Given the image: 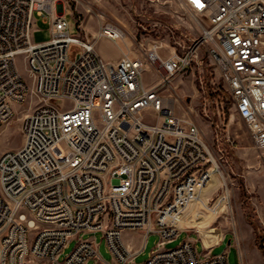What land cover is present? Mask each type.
<instances>
[{"label":"built area","instance_id":"1","mask_svg":"<svg viewBox=\"0 0 264 264\" xmlns=\"http://www.w3.org/2000/svg\"><path fill=\"white\" fill-rule=\"evenodd\" d=\"M179 1L207 20L195 44L165 53L153 40L142 54L112 61L94 40L71 32L66 0H0V125L16 104L30 106L22 144L0 154V264L91 257L97 264L99 242L83 233L98 230L113 255L108 264H231L227 249L200 251L188 238L166 246L179 235L188 202L222 166L199 124L177 115L179 99L165 90L205 44L252 146L264 150V0ZM36 16L50 23V38L35 40ZM101 27L114 40L126 34L114 21ZM126 228L160 236L142 263L134 259L143 245L130 248Z\"/></svg>","mask_w":264,"mask_h":264},{"label":"rangeland","instance_id":"2","mask_svg":"<svg viewBox=\"0 0 264 264\" xmlns=\"http://www.w3.org/2000/svg\"><path fill=\"white\" fill-rule=\"evenodd\" d=\"M69 4L68 17L73 34H81L95 41L98 51L106 58L119 59L125 52L142 54L153 40L163 43L164 52L182 51L195 44L203 35L205 17L184 7L179 0H66ZM78 20H76V18ZM33 31L36 41L51 37L50 23L41 16ZM114 21L123 27L125 36L114 40L102 33L101 25ZM78 23V24H77ZM206 45L198 49V60L184 74L175 76L171 89L166 93L177 96L175 112L181 117L193 119L199 124L205 138L212 144L221 163L222 172H212L199 188L198 195L186 205L181 225L204 229L213 227L214 236H204L206 242H219L224 236L217 232L228 230V223L240 218L254 222L258 236H235L231 231L213 249V253L229 252L231 264H264V150L252 146L246 123L235 111L233 97L219 68L210 58ZM18 55L21 71L28 78ZM147 84L156 81L151 69L144 72ZM32 102L36 100L31 97ZM71 103V99H61ZM21 109V111H19ZM30 110L29 100L16 104V113L9 121L0 125V154L6 149H16L23 142L24 113ZM227 180L228 187L224 183ZM196 188V187H195ZM130 231V228L124 229ZM124 232H122L123 236ZM217 234V235H215ZM96 236L102 259L97 264H108L113 258L103 232H84L83 236ZM189 235V236H188ZM127 239L143 245L135 262L142 263L156 246L160 236L151 231L144 236L129 233ZM196 239V247L202 251L204 245L196 231L182 230L167 247L176 246L183 239ZM209 239V240H208ZM76 239L69 241L60 255L63 259L74 248ZM260 245L263 246L260 252ZM262 253V254H261ZM31 264H50L45 260ZM85 264H96L91 257Z\"/></svg>","mask_w":264,"mask_h":264},{"label":"crops","instance_id":"3","mask_svg":"<svg viewBox=\"0 0 264 264\" xmlns=\"http://www.w3.org/2000/svg\"><path fill=\"white\" fill-rule=\"evenodd\" d=\"M109 60L116 61L118 59H116V58L113 57V58H110ZM228 226L229 227H228V230L227 231H225V232H217L218 235L215 234L217 236H224L222 239L219 240V242H221L222 240L225 239V236H227V233L229 231L233 232L235 234V236H258L257 231H256V226H255L254 222L251 221V220H249V219L240 218V219L236 220L235 222H229L228 223ZM184 229L185 230H188L189 232L196 231L197 232V236H199V238L202 239V242H203L204 247L209 246V247H211V249H213L219 243V242L212 243L211 241L206 242V240L204 239V236H214V233L215 232H214L213 227H208V228H204V229H199V228L195 227V228L190 229L187 226L182 225L181 231L184 230ZM123 232H124V234L122 236L123 241L130 248L136 250V249H139L142 246V244L136 245L134 243H131V241L129 239H127L126 236H129V233L130 232L131 233L133 232V233H135V234H137L139 236H144L145 235V230L144 229H142V228L131 229L130 228V231H124L123 230ZM187 238L188 239H191L192 241H194L196 243V239L190 238V237H187ZM260 252H262L261 249H260ZM258 264H260V263H258Z\"/></svg>","mask_w":264,"mask_h":264},{"label":"trees","instance_id":"4","mask_svg":"<svg viewBox=\"0 0 264 264\" xmlns=\"http://www.w3.org/2000/svg\"><path fill=\"white\" fill-rule=\"evenodd\" d=\"M260 248L263 250V246L262 245H260Z\"/></svg>","mask_w":264,"mask_h":264}]
</instances>
